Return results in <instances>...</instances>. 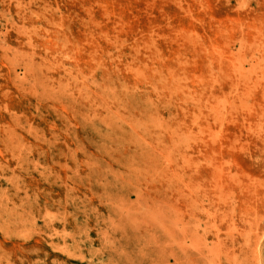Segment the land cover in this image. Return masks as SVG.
Segmentation results:
<instances>
[{
	"label": "rangeland",
	"instance_id": "374dc122",
	"mask_svg": "<svg viewBox=\"0 0 264 264\" xmlns=\"http://www.w3.org/2000/svg\"><path fill=\"white\" fill-rule=\"evenodd\" d=\"M0 264H264V0H0Z\"/></svg>",
	"mask_w": 264,
	"mask_h": 264
},
{
	"label": "bare ground",
	"instance_id": "6f19581e",
	"mask_svg": "<svg viewBox=\"0 0 264 264\" xmlns=\"http://www.w3.org/2000/svg\"><path fill=\"white\" fill-rule=\"evenodd\" d=\"M31 40V39H30Z\"/></svg>",
	"mask_w": 264,
	"mask_h": 264
}]
</instances>
